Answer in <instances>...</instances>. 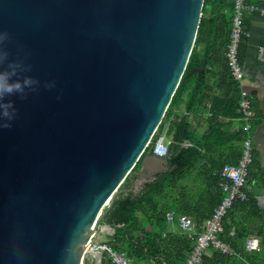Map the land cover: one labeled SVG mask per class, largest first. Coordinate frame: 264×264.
<instances>
[{
  "label": "water",
  "instance_id": "obj_1",
  "mask_svg": "<svg viewBox=\"0 0 264 264\" xmlns=\"http://www.w3.org/2000/svg\"><path fill=\"white\" fill-rule=\"evenodd\" d=\"M202 7L0 0V76L34 79L0 99L12 117L0 119L11 124L0 128V264H87L101 221L131 192L123 183L168 169L165 156L140 157L186 68ZM99 255L90 264H108Z\"/></svg>",
  "mask_w": 264,
  "mask_h": 264
},
{
  "label": "trees",
  "instance_id": "obj_2",
  "mask_svg": "<svg viewBox=\"0 0 264 264\" xmlns=\"http://www.w3.org/2000/svg\"><path fill=\"white\" fill-rule=\"evenodd\" d=\"M233 2L234 0H203L201 18L188 63L156 132V135L163 133L168 124L166 130V136L170 138L167 153L168 170L157 174L137 194H119L101 221V224H109L114 229V233L105 243L112 249L125 253L133 264H185L196 242V236L187 238L181 232V228L178 229V217L185 215L189 218L199 233L201 225L210 216L204 219L199 217L202 206L197 209L196 205L194 207L188 203L186 201L188 189L180 186L192 177L196 166L204 159L200 151L208 149L191 139L186 120L183 118L169 120L183 95L190 94L189 109L201 107L206 101L211 102V118L203 143L216 147L231 144L236 150L237 145L240 144L241 147L246 138L242 128L240 132L230 134L228 123L222 121V119L231 121L240 116L238 82H234L230 77L224 55L231 30ZM244 25L246 28V23ZM246 40L243 39L239 48L240 64ZM204 65L205 73L193 72V69L202 68ZM210 79L214 80L212 86H209ZM214 90H218L219 94L211 98L209 95ZM185 141L191 145L183 147ZM149 151H152L151 144L145 149L140 160ZM239 155L240 152L238 158ZM140 160L132 171L140 168ZM221 167L218 170L211 169L201 176L202 181H205L202 187L205 206L212 209L220 203L223 196L219 188ZM257 172L258 164L253 155L246 182L256 189L258 184L264 187V178L257 175ZM127 186L128 183L125 181L122 187ZM244 191L247 194V201L237 202L232 206L223 219V231L219 236L223 243L230 246L234 254L224 255L210 247L203 254L202 264H264V220L260 219L262 223L257 233L260 238V250L245 251V240L250 235L244 228L247 220L245 217L239 220L236 215L242 211L249 213L250 217L252 212L254 216H259L260 213L255 206L252 191L246 187ZM159 197L163 198L165 205L160 204ZM170 211L175 214L173 220L176 221V230L169 227L171 221L166 215Z\"/></svg>",
  "mask_w": 264,
  "mask_h": 264
},
{
  "label": "crops",
  "instance_id": "obj_3",
  "mask_svg": "<svg viewBox=\"0 0 264 264\" xmlns=\"http://www.w3.org/2000/svg\"><path fill=\"white\" fill-rule=\"evenodd\" d=\"M248 2L255 6V10L251 13H248L245 16V20H244V23H246L247 25L245 29L249 33V37L246 38L247 39L246 46L244 49L243 58L241 60V67L243 70L244 78L240 83H237V81H235L231 77V75L230 77L234 82L238 84L239 95L241 90L248 93V97L250 99L251 106L254 111V117L251 122L252 157L254 155V159L257 161L258 164L257 175L264 178V0H248ZM197 69H203V73H205V65L202 68H197ZM203 73H199V74H203ZM209 83H210L209 86H212L214 80L210 79ZM218 94H219L218 90H214L209 96L213 98ZM189 97H190L189 93H185L183 95L182 99L179 100L177 107L173 111L174 112L173 116H171L169 120L172 121L182 118L186 120V122L188 123L189 134L191 139L194 142H198L199 145H205L206 149L208 148L206 151L204 150L200 151L201 154L204 155V159L196 166V169L194 170L192 177L180 185L182 188L187 187L188 189L187 199H186L188 203L193 204L194 207L196 205L197 209L201 208L202 206L199 217H202L204 219V217L206 218V216L212 214L214 208L212 209L210 206H205L206 205L204 201L205 194L202 189L203 185H205V181L204 182L202 181L201 176L206 172L210 171L211 169L218 170L223 163L225 164L221 167V169L227 164L236 165L241 155L242 144L241 147L240 144H238L237 149L235 150L234 145L231 144L228 146L223 145V147L222 146L216 147L209 145L207 143H203V137L205 135L209 120L211 118V113H210L211 102L206 101L204 105L201 107H193L192 109H189V105H188ZM222 121L226 124L228 123L227 124L228 132L230 134L240 132V129L242 128L243 125V123L239 119H234L231 121L227 119H222ZM167 129H168V124H166L164 132L159 133V135L164 138V144L168 148V145L170 144V138L166 136ZM190 145L191 144L189 142L185 141L183 147H189ZM239 152L240 155L238 158L237 156ZM165 157L167 160V155ZM231 162L232 163L235 162V164H231ZM139 169L137 170V172L139 171ZM144 172L148 173L149 171H144ZM160 173H164V172H160ZM155 176L150 180H146L144 177H139L134 175L132 177L133 182L131 184L127 182L128 186L127 188L124 189L131 188L130 193L137 194L142 190L144 185L147 182L153 180ZM219 179L221 183L222 180L220 178V175H219ZM220 183H219V188H220ZM245 187L248 190L252 191L253 199L255 201V206L257 207L260 214L259 216L258 215L254 216V212H252L250 217L249 213H247L246 211H242L238 213L236 216L239 220L242 217H245L247 220L246 222L247 225H244V228L249 232L250 235L246 238V240L250 238H255L258 240L260 244V238L257 236V233L259 232L260 230L259 227L260 224L262 223L260 219L264 220V187L261 186V184H258L257 189L252 188L250 185H247V182ZM130 193H125V194H130ZM221 193L223 194L222 190ZM158 201L160 202V204L165 205L163 198L159 197ZM188 211H190V209ZM174 220L169 222L170 223L169 227L172 230H176L177 228L175 226L176 221ZM102 225L104 227L102 226L99 229V236H100L99 239L101 242H106L108 240V237H110L114 233V229L109 224L102 223ZM178 229H179V225H178ZM180 230L182 232V229ZM93 255L95 258L93 256H89L88 260L85 261L87 264L93 262H98V263L101 262V255L95 253ZM107 263L109 264L108 260Z\"/></svg>",
  "mask_w": 264,
  "mask_h": 264
},
{
  "label": "built area",
  "instance_id": "obj_4",
  "mask_svg": "<svg viewBox=\"0 0 264 264\" xmlns=\"http://www.w3.org/2000/svg\"><path fill=\"white\" fill-rule=\"evenodd\" d=\"M254 10L255 6L250 4L248 0H234L233 2L231 30L224 55L227 60L230 75L238 83L244 78L239 61V48L243 39L249 37V33L244 27L245 14L251 13ZM238 109L240 114L238 119L243 123L242 129L246 134V138L242 142L241 155L238 163L236 165L227 164L220 171V178L222 180L220 188L223 192L221 202L213 209L210 217L203 222L199 233L196 232L195 224L190 219L185 216L178 218V224L182 232L188 238L196 236V242L185 264H202L203 254L210 247L216 249L221 254L233 255V250L229 245L223 243L219 236L223 231V219L228 211L235 203L247 201V194L244 188L246 186L248 168L253 160L251 122L254 117V111L248 93L243 90L240 92ZM156 132L157 130L148 146L151 144V150L154 155L158 157L166 156L168 148L164 144V138L156 135ZM166 216L169 221H172L175 217L173 212H168ZM90 250L98 254L106 252L107 260L110 264H133L125 253L112 249L105 242L92 244ZM245 250L247 252H258L260 250L258 240L255 238L247 239L245 241Z\"/></svg>",
  "mask_w": 264,
  "mask_h": 264
},
{
  "label": "clouds",
  "instance_id": "obj_5",
  "mask_svg": "<svg viewBox=\"0 0 264 264\" xmlns=\"http://www.w3.org/2000/svg\"><path fill=\"white\" fill-rule=\"evenodd\" d=\"M7 36V33H5ZM2 70V67H0ZM34 79L32 77H25L22 81H17L15 83H8L7 79L3 76H0V99H3L5 95H12L14 93L20 92L23 93L26 88H30ZM54 86V83L48 84L45 87L51 89ZM3 117H8L12 119L8 112L0 114V119ZM10 123H0V128H10Z\"/></svg>",
  "mask_w": 264,
  "mask_h": 264
},
{
  "label": "rangeland",
  "instance_id": "obj_6",
  "mask_svg": "<svg viewBox=\"0 0 264 264\" xmlns=\"http://www.w3.org/2000/svg\"><path fill=\"white\" fill-rule=\"evenodd\" d=\"M248 14V13H247ZM247 14H245V16L247 15ZM246 30V29H245ZM247 31V30H246ZM248 32V31H247ZM104 227V226H103ZM101 236H102V234H101ZM228 245V244H227Z\"/></svg>",
  "mask_w": 264,
  "mask_h": 264
}]
</instances>
